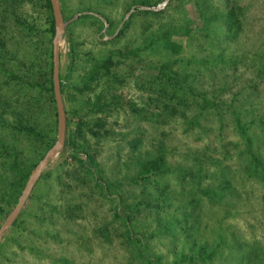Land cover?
Listing matches in <instances>:
<instances>
[{"label": "rangeland", "instance_id": "1", "mask_svg": "<svg viewBox=\"0 0 264 264\" xmlns=\"http://www.w3.org/2000/svg\"><path fill=\"white\" fill-rule=\"evenodd\" d=\"M60 6L66 146L0 264H264V0ZM54 30L0 0V228L57 141Z\"/></svg>", "mask_w": 264, "mask_h": 264}, {"label": "water", "instance_id": "2", "mask_svg": "<svg viewBox=\"0 0 264 264\" xmlns=\"http://www.w3.org/2000/svg\"><path fill=\"white\" fill-rule=\"evenodd\" d=\"M52 11L55 21V34L53 37V87L58 119V137L56 143L47 151L44 158L35 167L28 182L19 198V201L12 212L7 216L0 228V243L6 232L14 225L27 203L35 185L41 178L43 172L50 162L65 148L67 135V116L63 100L60 68H61V42L66 33L67 23L64 20L60 0H51Z\"/></svg>", "mask_w": 264, "mask_h": 264}, {"label": "trees", "instance_id": "3", "mask_svg": "<svg viewBox=\"0 0 264 264\" xmlns=\"http://www.w3.org/2000/svg\"><path fill=\"white\" fill-rule=\"evenodd\" d=\"M50 7H51V10H52V5H51V0H50ZM53 12V11H52ZM54 17V16H53ZM54 33H55V30H54ZM52 68H53V64H52ZM52 73H53V69H52ZM61 88H62V94L64 92V86H63V83H61ZM52 91H53V95H54V87H53V82H52ZM55 98V96H54ZM56 104V102H55ZM238 124H240V129L242 131V134L244 135L245 133V128L244 126L242 125L240 119L238 120ZM29 132H31L32 134H35L37 135V133L33 130V129H28ZM245 141H246V153L247 155L249 156V159H250V162L252 163V165L254 166L255 169L261 171L262 173V176L264 177V162L261 161V159H259L253 152H252V149H251V140L249 138H246L245 137Z\"/></svg>", "mask_w": 264, "mask_h": 264}]
</instances>
